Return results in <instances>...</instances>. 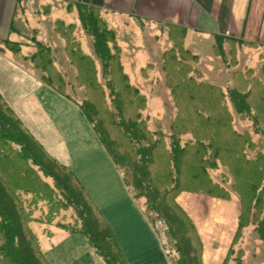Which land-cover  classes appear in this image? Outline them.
Instances as JSON below:
<instances>
[{
	"label": "trees",
	"instance_id": "trees-1",
	"mask_svg": "<svg viewBox=\"0 0 264 264\" xmlns=\"http://www.w3.org/2000/svg\"><path fill=\"white\" fill-rule=\"evenodd\" d=\"M76 8L81 29L89 36L95 57L84 52L75 23L56 20L53 30L64 40V53L77 72V86L83 87L88 97L80 104V110L122 173L133 198L144 201L147 219L153 224L158 219L164 221L172 264H203V245L196 227L176 199L182 192L225 200L233 198L224 185L215 181L212 171L225 165L237 177L233 173L237 163L245 162L252 167L256 163L245 153L253 147L251 139L234 126L228 97H237L235 105L240 113L264 111L260 108L264 105V80L249 69L233 74V86L227 92L220 85L202 82L205 75L198 67L199 57L186 49L185 32L172 29L173 47L163 53L161 67L178 114L167 142L162 126L158 124L152 130L141 116L147 110V96L132 84L125 71L116 31L110 28L99 9L81 4ZM226 40L231 47L230 66L235 67L237 41ZM223 43L218 39L215 47L218 56L224 54ZM15 45L7 42L17 52L19 47ZM35 48L32 64L43 73L47 84L59 94H66L65 77L54 62L50 47L36 43ZM261 59L264 61V53ZM154 66L151 63L142 71L147 76ZM262 71L264 76V63ZM103 77L108 81L107 86L101 83ZM195 90L205 97L202 106L207 107L204 109L208 111V119L194 111L195 100L189 96ZM216 113L218 119L214 118ZM187 136L189 139L184 141ZM221 141L228 143L229 148ZM18 165L23 167L24 179L13 180L6 170H17ZM232 189L235 193V186ZM237 199L238 228L224 264L234 262L233 246L247 226L242 215L244 201ZM70 209L73 210L70 219L62 217ZM40 211L44 214L37 215ZM91 214L95 216L93 219ZM32 223L56 224L68 233L82 234L102 264H128L112 229L72 169L45 150L0 92V264H52L31 229ZM256 231L264 239V217ZM243 252L244 249H239V253ZM239 264L244 263L239 261Z\"/></svg>",
	"mask_w": 264,
	"mask_h": 264
},
{
	"label": "rangeland",
	"instance_id": "rangeland-1",
	"mask_svg": "<svg viewBox=\"0 0 264 264\" xmlns=\"http://www.w3.org/2000/svg\"><path fill=\"white\" fill-rule=\"evenodd\" d=\"M35 8H37V6H35ZM37 14L39 15L31 16L29 20H33L35 17L34 21L37 23L36 25L41 27V31L37 32V35L40 34L38 35V40L44 41V37L49 40L46 44L49 45L52 50L54 62L65 77L67 84L66 94L61 95L46 84V81H43V73L40 72L34 64L29 60H25L21 55L14 53L15 51H12L2 44L0 45V90L3 93V98L37 138L39 137L42 140H47L51 137V141L55 142L57 145H62L64 157L59 155V153L48 144L50 152L57 156L62 163L67 165V162L70 160L69 163L73 164L74 170H78L79 173L81 170H90L91 167L99 168V170L105 167V170L109 171L110 167H113V164L110 160L112 165L107 162L109 157L107 156L106 150L103 148L104 146L97 140L90 124L80 111V104L88 97L85 96L84 88L77 86L76 69L64 54L65 43L55 35L53 30V21L55 18L62 19L66 23L75 22L80 25V22L75 16L60 10H56L52 16L48 14L40 15V12ZM131 28L134 29L133 32L137 35L136 38L130 39L128 34L124 32V29H117L119 32L117 34L121 40L120 42L123 50L122 59L125 70L130 75L132 84L138 86L142 93L147 96L148 106L147 110L142 112V118L148 121L152 130L156 129V125H161L163 133L166 135L167 142H170V136L172 134L171 128L176 120L178 109L175 105L171 89L167 86L165 79L166 75L162 70L160 56L157 53L158 50L154 49L161 46L164 50L171 47L172 44L169 41L166 31L155 29L151 32L148 28L144 29L138 25H134ZM33 35L34 34H31V36L27 37L13 34L11 40L21 41V53L23 55H28L34 52L35 46H33L32 43L36 44V42H33ZM123 35H125V37H123ZM155 35L158 36V39L153 38ZM77 37L82 43L84 52L95 57L91 40L81 28L78 30ZM167 44H169V47H166ZM148 47L151 49L150 52L153 53L152 58H148ZM207 52L209 53H206L207 55L204 56V61L201 64L205 73L202 82L206 81L220 85L224 91L227 92L229 88L233 86V80L230 75L231 69L222 66L220 62H222L223 59L213 58L214 56L210 54L211 51L209 49ZM244 54L245 58L240 64V68L249 66L256 71L257 75L264 79L258 52H252L248 49L245 50ZM150 61L155 64V68L150 70L146 76L142 68L151 64L148 63ZM212 62H217L218 64ZM228 63L227 61L226 64ZM215 70L217 72H214ZM101 83L107 86L108 81L103 77ZM107 92H110L109 89H107ZM181 94L185 95L183 92H181ZM202 94L203 93H200V91L198 92L195 90L193 96L187 95L195 100V104H193L194 111L200 112L203 114L201 117L208 119L206 116H210L206 115L208 111L204 109L207 107L202 106L203 98H205ZM129 98L130 97H128V99ZM236 98L237 97H233V99H231V96L228 97L227 106L234 117V126L236 129L241 133H246L251 139V145L253 147L250 149L248 145H246L247 143H244V145L249 148L245 153H247L249 159L251 158L252 161L256 163V166L254 165L252 167L245 162H241L240 164L237 163V169L234 168L233 171V173L236 172L238 175L236 177L235 174L231 173L232 169L229 170V168L224 167L225 165H221L220 169L212 171V175L215 181L224 185L232 193L233 198L239 197L244 201L242 215L245 218V225L247 226L242 229L241 235H238L237 242L233 246L235 247V252L234 262L232 264H239V261H242L244 264H264V239H262L260 233L256 231L257 224L264 217V111H258L257 113L255 112V114L252 113V111L250 113H240L236 109ZM256 102L258 101L256 100ZM185 103L187 104V102ZM260 108L264 110V105H261ZM214 118L218 119L217 113ZM188 139L189 137L187 136L184 141ZM221 142L226 148H229L230 145L228 143L224 141ZM104 159L105 161H103ZM45 164H47V161ZM16 167H18V171L16 169H13L11 172L6 170L7 175L13 180L17 178L20 180L24 179L22 165ZM74 173L76 174L75 171ZM111 182L114 188L116 184L117 187L118 185L120 186L121 181L119 180V175L115 174L114 176L113 173ZM232 186L236 188L235 193ZM6 187L9 192V186L7 185ZM31 197L34 198L33 195H31ZM141 203H143V201H141ZM72 212V209L65 211L62 217L66 216L67 219H70ZM43 214L44 213L41 211L37 213V215ZM93 217H95L94 214H91L92 219ZM31 227L32 231L36 233L44 246L48 238L46 236V231L48 229H58L56 224L48 226L42 223H32ZM155 233L161 242H163L162 249L164 250L165 238L163 231H155ZM81 237L86 241L85 246L79 245V242L70 243L69 241H57L58 243L57 245L55 244L54 250L57 257H60L63 261V264H78L79 261H75L76 257H79L83 252L86 254V249L90 247V245L84 236ZM239 249H244V252L242 254L239 253ZM166 254L169 253L166 252Z\"/></svg>",
	"mask_w": 264,
	"mask_h": 264
},
{
	"label": "crops",
	"instance_id": "crops-1",
	"mask_svg": "<svg viewBox=\"0 0 264 264\" xmlns=\"http://www.w3.org/2000/svg\"><path fill=\"white\" fill-rule=\"evenodd\" d=\"M77 4L99 9L116 33H119L118 30L124 29L130 39L137 37L135 32H133L134 29L131 28L134 25L144 29L148 28L151 32L155 29L166 31L172 45L169 47V44H167L166 47L169 48L164 50L161 46L154 49L158 50L157 53L160 56V60L163 53L173 47L170 37V32L173 29L185 32V47L199 57L200 64L198 67L203 73L201 64L204 61V56L209 53L207 52L208 49L211 51L210 54L214 56L213 58L223 59L220 62L222 66L231 69V78H233L235 72L249 69L253 70L255 75H257L256 71L249 66L240 68V64L245 58L244 52L248 49L252 52H258L262 71L264 63L261 59V55L264 53V0H0V45L4 44L8 47L7 42L15 43L18 45L19 50L14 53L21 55L22 58L32 63L31 57L34 55L36 48L34 47L33 53L23 55L21 53L22 42L11 40V36L14 34L29 37L34 34L32 36L33 42L47 45L46 43L49 40L45 37L43 40L46 42L38 40V35L40 34L37 35V32L41 31V27L36 25L35 17L33 20H29V18L38 16V12L41 13L40 15L48 14L52 16L56 10H60L75 16L79 21ZM56 20L62 19L55 18L53 27ZM75 24L79 29L81 28L79 23ZM55 35L58 36L57 34ZM149 38L152 39L151 37ZM153 38L158 39V36L155 35ZM218 39H222L224 42V54L220 56L215 52ZM226 39L237 41L235 44L237 60L235 67L230 66L231 56L229 52L231 47ZM118 40L121 46L119 35ZM32 44L35 46L34 43ZM148 49V58H152L153 53L150 52L151 49L149 47ZM227 61L229 62L228 64H226ZM214 64L218 63L215 62ZM214 72L217 71L215 70ZM1 94L3 95L2 92ZM26 127L29 129L27 125ZM32 134L34 135V133ZM37 139L51 156L62 163L57 156L50 152L48 144L59 155L64 157L62 145H57L51 141V137L47 140H42L39 137ZM97 140L99 141L98 138ZM106 153L109 157L107 162L110 163L111 161L113 164L110 163L113 167H110L109 171L105 170V167L101 170L91 167L90 170H81L79 173L78 170H74L73 164L69 163L70 160L67 165L62 164L72 167L76 172L74 174L112 229L128 264H172L170 260L171 251L166 246V239H164L163 250V242L155 233V231H163L164 234L166 230L164 221L158 219L157 221L163 222L165 228L156 229V223L153 224L147 219L144 212V201L133 198L130 189L123 181L122 173L118 170L107 151ZM113 173L114 176L115 174L119 175V180L121 181V185L117 187L116 184L115 188L111 182ZM176 201L188 214L196 227L203 245L202 263L224 264L232 246L234 234L238 228L239 200L237 198L225 200L206 194L182 192ZM46 236L48 237L47 242L42 247L44 254L52 264H63V261L60 257H57L54 250L60 240L69 241L70 243L79 242V245L82 246H85L86 242L81 237L83 236L82 234L68 233L59 227L53 230L48 229ZM86 250V254L83 252L79 257H76L75 261H79L78 264H102L91 245ZM166 252L169 254H166ZM232 263L233 261L229 264Z\"/></svg>",
	"mask_w": 264,
	"mask_h": 264
},
{
	"label": "built area",
	"instance_id": "built-area-1",
	"mask_svg": "<svg viewBox=\"0 0 264 264\" xmlns=\"http://www.w3.org/2000/svg\"><path fill=\"white\" fill-rule=\"evenodd\" d=\"M155 228L156 229H163V228H165V225L163 224L162 221L159 220V221L156 222Z\"/></svg>",
	"mask_w": 264,
	"mask_h": 264
}]
</instances>
